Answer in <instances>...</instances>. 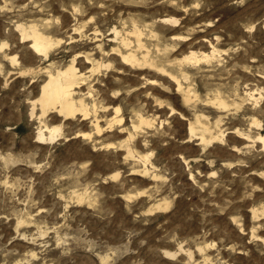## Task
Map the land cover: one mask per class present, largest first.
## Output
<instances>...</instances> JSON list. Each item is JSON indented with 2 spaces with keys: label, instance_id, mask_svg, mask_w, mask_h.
I'll list each match as a JSON object with an SVG mask.
<instances>
[{
  "label": "rangeland",
  "instance_id": "1",
  "mask_svg": "<svg viewBox=\"0 0 264 264\" xmlns=\"http://www.w3.org/2000/svg\"><path fill=\"white\" fill-rule=\"evenodd\" d=\"M33 24L59 44L48 58L17 27ZM119 51L146 55L156 67L123 66L112 54ZM191 51L211 61H184ZM87 54L112 67L89 74ZM75 57L87 73L76 98L91 117L42 116L39 104L31 117L47 70ZM162 69L193 92L191 102ZM216 97L228 109L214 105ZM139 114L151 125L140 126ZM199 123L218 139L193 136L190 125ZM58 125L57 139H38L40 129L48 135L45 126ZM257 136L264 0H0V264H264Z\"/></svg>",
  "mask_w": 264,
  "mask_h": 264
},
{
  "label": "bare ground",
  "instance_id": "2",
  "mask_svg": "<svg viewBox=\"0 0 264 264\" xmlns=\"http://www.w3.org/2000/svg\"><path fill=\"white\" fill-rule=\"evenodd\" d=\"M171 1V0H170ZM167 3V2H166ZM38 4V3H37ZM49 4V3H48ZM27 5V4H26ZM10 6V5H9ZM7 7V6H6ZM5 7V8H6ZM42 7V6H41ZM34 8V7H33ZM64 8V7H63ZM77 9V8H76ZM79 9V8H78ZM175 10V9H174ZM79 11V10H78ZM71 12V11H70ZM47 13V12H46ZM32 14V13H31ZM106 14V12H105ZM36 17V16H35ZM41 17V16H40ZM39 17V18H40ZM93 17V16H92ZM91 17V18H92ZM137 17V15H136ZM171 17V16H170ZM30 19V18H28ZM93 19V18H92ZM136 19V18H135ZM163 19V17H162ZM51 20V19H50ZM49 20V21H50ZM124 20V19H123ZM16 21V19H15ZM40 21V20H39ZM48 21V19L46 20ZM135 21V20H134ZM163 21H166V22H170V23H177L179 22L177 19H163ZM145 22V21H144ZM20 23V22H19ZM148 23V22H147ZM164 23V22H163ZM17 24V23H16ZM25 25V24H24ZM116 25V24H115ZM125 25V24H124ZM130 25V24H129ZM154 25V24H153ZM172 25V24H171ZM176 25V24H175ZM117 26V25H116ZM19 28V30L21 31L22 33V39L23 40H27L30 42V48L31 50L36 54V55H39V56H43L45 58H48L50 57V53L52 52V50L54 49V47L58 44V42H54V40L51 38V36H47L46 33H44V31H41L40 28L38 27V25H29L28 27H25L23 25H18L17 26ZM109 28V27H108ZM133 28V26H132ZM145 28V27H144ZM153 28V27H152ZM90 29V28H89ZM119 29V28H118ZM125 29V28H124ZM74 30V29H73ZM114 30V28H113ZM126 30V29H125ZM155 30V29H154ZM119 31V30H117ZM116 30L113 31V32H117ZM83 32V31H82ZM157 32V31H156ZM107 33V32H106ZM135 35H136V40L139 44V46L141 45V40H140V36L142 35L141 34V31H139L138 29L135 30ZM103 34V33H102ZM101 34V35H102ZM129 34V33H128ZM132 34V33H131ZM51 35V34H50ZM107 35V34H106ZM118 35V33H117ZM122 35H123V32H122ZM103 36V35H102ZM131 36V35H130ZM21 37V36H20ZM106 37V36H105ZM109 37V36H108ZM133 37V36H132ZM77 38V37H76ZM91 38V37H90ZM120 38V37H119ZM143 38V37H142ZM179 38H185L183 36L179 37ZM178 38V39H179ZM74 39V38H73ZM118 39V38H117ZM132 39V38H131ZM174 39V38H173ZM177 39V40H178ZM100 40V39H99ZM106 40V39H105ZM133 40V39H132ZM145 40V39H143ZM172 41V38L170 39ZM175 40V39H174ZM173 40V41H174ZM111 41V40H110ZM119 41V40H118ZM126 41V40H125ZM209 41V40H208ZM62 42V41H61ZM149 42V41H148ZM103 43V41H102ZM126 43V42H125ZM135 44V43H134ZM164 44V43H163ZM173 44V42H172ZM59 45V44H58ZM160 45V44H159ZM158 45V46H159ZM99 46V45H98ZM133 46V45H132ZM138 46V45H137ZM163 46V45H161ZM212 46V45H211ZM93 47V46H92ZM100 47V46H99ZM107 47V46H106ZM110 47V46H109ZM120 47V46H119ZM142 47V45H141ZM135 48V47H134ZM147 48V47H146ZM210 48V47H209ZM95 49V48H94ZM104 49V48H103ZM82 51V50H81ZM127 51V50H126ZM142 51V50H141ZM219 51V50H218ZM89 52V51H88ZM123 51H119L118 53H112V54H115L117 55V58H119V61L121 63V65H125V66H131V67H138V68H141L142 66H151V67H156L155 63L152 62L146 55H144L142 58L138 57L135 53L133 52H129V53H122ZM209 52V50H208ZM212 52V51H211ZM90 53V52H89ZM148 53V52H147ZM210 53V52H209ZM214 53V51H213ZM212 53V54H213ZM220 53V52H219ZM3 54V53H2ZM56 54V53H55ZM91 54V53H90ZM97 53H95L96 55ZM138 54V53H137ZM225 54V53H224ZM98 55V54H97ZM150 55V54H149ZM170 55V54H169ZM211 55V54H210ZM210 55L208 54H202V55H198L196 52H192L188 55H186L184 57V61H187V62H190L191 64L194 63H199V62H202V61H211L210 60ZM10 56V55H9ZM84 59H85V62L86 64L88 65H91V70H89V74L92 73L94 74L96 71L100 70L99 68L101 67H107L109 69V67H112L111 65L107 64V65H104L102 62H98V61H95V59L92 58V56L90 55H84ZM94 56V54H93ZM164 56V55H163ZM183 56V55H182ZM11 57V56H10ZM96 57V56H95ZM221 57V56H220ZM12 58V57H11ZM15 58V57H14ZM156 58V57H155ZM44 59V58H43ZM100 59V58H99ZM115 59V57H114ZM162 59V58H161ZM166 59V58H165ZM167 59H169L167 57ZM175 59V58H174ZM13 60V62L16 61V59H11ZM52 60V59H51ZM163 60V59H162ZM161 60V61H162ZM112 61V60H111ZM115 61V60H114ZM119 61H115V62H118ZM157 61V60H156ZM160 61V60H158ZM9 62V61H8ZM57 62V61H56ZM76 62H77V58H73L71 63L69 65H67L66 67L64 68H57L55 69V71H49V69L47 70V80L46 82L42 85V88H41V93H40V96L38 98H36V100L34 101L33 103V108H32V111H31V117L32 116H35V106L36 104H39L40 105V108H41V112H42V116H45L47 115L46 113H48L49 111L53 110L54 112L56 111V113H58L59 115H61L62 117H64L65 119L67 118H72V117H76L77 115H81V119H87L91 114L90 113H93L91 112L92 109H90L88 107V104L86 103L85 99H82V98H79L77 99L76 98V88L79 87L80 85V82L83 81L87 78L86 77V74L87 73H84V72H81L79 71L80 69L77 68L76 66ZM84 62V63H85ZM106 62V61H105ZM181 62V61H180ZM179 62V64H180ZM220 63V62H219ZM55 64V63H53ZM111 64V63H110ZM117 64V63H116ZM215 64V63H214ZM15 65V64H14ZM50 65V64H49ZM52 65V64H51ZM198 65V64H196ZM195 65V66H196ZM218 65V64H217ZM82 66V64H81ZM192 66V65H191ZM39 67V66H38ZM87 66H85L86 68ZM31 68V67H30ZM89 68V67H88ZM179 68V67H178ZM217 68V67H216ZM106 69V68H105ZM104 69V70H105ZM107 69V70H108ZM130 69V68H128ZM134 69V68H133ZM142 69V68H141ZM168 69V68H166ZM173 69V68H172ZM193 69V68H192ZM196 69V68H194ZM201 69V68H200ZM212 69V68H211ZM3 70V69H2ZM30 70V69H29ZM111 70V69H110ZM120 70V69H119ZM136 70V69H134ZM176 70V69H175ZM188 70V68H187ZM216 70V69H215ZM226 70V69H225ZM229 70V69H227ZM23 71V70H21ZM114 71V70H113ZM118 71V70H117ZM123 71V70H121ZM130 71V70H129ZM150 71V70H149ZM154 71V70H153ZM168 71V70H167ZM167 71L165 69H162V72L164 74L167 73ZM170 71V70H169ZM173 73H175L174 70H172ZM185 71V70H184ZM194 71V70H193ZM209 71V70H208ZM213 71V70H212ZM217 71V70H216ZM215 71V72H216ZM230 71V70H229ZM19 72V71H18ZM181 72V70H180ZM2 73V72H1ZM120 73V72H119ZM189 73V72H188ZM195 73V72H192V74ZM201 73V72H200ZM208 73V72H207ZM211 73V71H210ZM227 73V72H226ZM26 74V73H25ZM121 74V73H120ZM123 74V73H122ZM154 74V73H153ZM190 74V73H189ZM199 74V73H198ZM3 75V74H2ZM145 75V74H143ZM152 75V74H151ZM167 75V74H166ZM177 75V74H176ZM194 75V74H193ZM228 75V74H227ZM136 76V75H135ZM134 76V77H135ZM156 76V75H155ZM170 80L175 83L177 86H178V89H180L179 91H182L183 92V97H184V100L187 102H191L192 100V96L190 93H193V92H190L189 90H183L181 85L182 83L180 84L179 81H177L176 77L168 74L167 75ZM213 76V75H212ZM94 77V76H93ZM96 77V76H95ZM145 77V76H144ZM180 77V76H179ZM210 77V76H209ZM147 78V77H146ZM160 78V77H159ZM96 79V78H95ZM143 79V78H142ZM153 79V78H152ZM184 79V78H183ZM199 79V77H198ZM211 79V78H209ZM97 80V79H96ZM149 80V79H148ZM90 81V80H88ZM145 81V80H143ZM94 82V80H93ZM161 82V81H160ZM169 82V81H168ZM182 82V81H181ZM192 82V81H191ZM199 82V80H198ZM209 82V81H208ZM85 83V82H84ZM87 83V82H86ZM85 83V84H86ZM153 83V82H151ZM206 83H207V80H206ZM205 83V84H206ZM213 83V81H212ZM144 84V83H143ZM186 84V83H185ZM209 83H207L206 85L208 86ZM149 85V84H148ZM151 85V84H150ZM160 86H162V84H159ZM168 85V84H167ZM200 85V84H199ZM89 86V85H88ZM86 86V87H88ZM186 87V85H185ZM206 87V86H204ZM91 88V87H90ZM164 88V87H163ZM184 88V87H183ZM202 88V87H201ZM212 88V87H211ZM215 88V87H214ZM223 88H224V85H223ZM93 88H91L92 90ZM165 89V88H164ZM185 89V88H184ZM190 89V88H189ZM197 89V88H196ZM205 89V88H204ZM207 89V88H206ZM209 89V88H208ZM79 90V88H78ZM88 91H90L89 89H87ZM162 90V89H161ZM171 90V89H170ZM215 90V89H213ZM211 90V91H213ZM217 90V89H216ZM215 90V91H216ZM95 91V89H94ZM94 91H92L94 93ZM166 91V90H165ZM176 91V90H175ZM210 91V92H211ZM223 91V90H222ZM250 91V90H249ZM253 91V90H252ZM91 92V93H92ZM181 92V93H182ZM224 92V91H223ZM81 93V92H80ZM86 93V92H85ZM208 93V92H207ZM214 93V92H211V94ZM227 93V92H225ZM196 94V93H195ZM206 94V93H205ZM81 95V94H80ZM207 95V94H206ZM245 95V94H244ZM199 96V95H198ZM209 96V95H208ZM230 96V95H229ZM247 96V95H245ZM244 96V98H245ZM248 96H251V97H254V94H248ZM88 97V96H87ZM240 97V96H239ZM256 97V96H255ZM262 97V96H261ZM89 98V97H88ZM211 98V97H210ZM235 98V97H234ZM241 98V97H240ZM259 98V97H258ZM93 99V97H92ZM159 99V98H158ZM202 99V98H201ZM207 99V98H206ZM227 99V98H226ZM236 99V98H235ZM257 99V98H256ZM96 100V99H95ZM237 100V99H236ZM208 101V100H207ZM215 101L216 102H213L214 105H217L219 107H222V108H227L228 109V104L223 101V99L221 97H216L215 98ZM228 101V100H227ZM240 101V100H239ZM242 101V100H241ZM197 102V101H196ZM230 102V101H229ZM199 103V102H198ZM202 103V102H201ZM232 103V102H231ZM253 103V102H252ZM258 103V102H257ZM256 103V104H257ZM90 104V102H89ZM156 104V103H155ZM192 104V103H191ZM208 104V103H207ZM207 104H204V105H207ZM98 105V103H97ZM235 106V104H234ZM170 107V106H169ZM239 107V106H238ZM98 108V107H97ZM96 108V109H97ZM156 108V107H155ZM190 108V107H189ZM241 108V107H240ZM95 109V110H96ZM117 110V112L120 110L118 108H115ZM196 109V108H195ZM201 109V108H200ZM205 109V108H204ZM40 110V109H39ZM175 110V109H174ZM203 110V109H202ZM97 111V110H96ZM199 111V110H198ZM214 111V110H213ZM221 111V110H220ZM226 111V110H225ZM231 111V110H230ZM235 111V110H234ZM233 111V112H234ZM240 111V110H239ZM98 112V111H97ZM176 112V111H175ZM194 112V111H193ZM206 112V111H205ZM222 112H223V109H222ZM216 113V112H215ZM218 113V112H217ZM179 114V113H178ZM193 114V113H192ZM198 114V113H197ZM212 114V113H211ZM222 114V113H221ZM232 114V113H231ZM181 115V114H180ZM219 115V114H218ZM227 115V114H226ZM140 117V114L138 115ZM214 116V115H213ZM91 117V116H90ZM184 117V116H183ZM196 117H199V116H196ZM201 117V116H200ZM115 118V117H114ZM224 118V117H223ZM204 119V118H203ZM225 119V118H224ZM155 120V119H154ZM168 120V119H167ZM208 121V119H206ZM140 126L142 125H151V122L150 120H147L146 118L144 117H140ZM215 121V119H214ZM93 122V121H92ZM115 122V121H114ZM118 122V121H116ZM119 122H121V120H119ZM200 122V120H199ZM45 123V122H44ZM218 123V122H216ZM225 123V122H224ZM96 124V123H95ZM207 124V123H206ZM254 124L256 126H261V123L260 122H254ZM134 125V124H133ZM139 125V124H138ZM210 125V124H209ZM113 126V125H111ZM139 126V127H140ZM161 126V125H160ZM42 127V126H41ZM96 129H97V132L98 133H102L103 129L98 125L96 124ZM138 126H134V128H139ZM46 130H48V135L46 134V132H44L42 129H40L39 133H38V139L41 140V141H53L55 139H57V136H59L61 134V131H62V128L61 126H53V127H48V126H45ZM167 128V127H166ZM142 129V128H141ZM169 129V128H168ZM220 129V128H219ZM227 129V128H226ZM150 130V129H149ZM170 130V129H169ZM213 130V129H211ZM136 132V130H135ZM190 132L193 136H200V140L205 142V143H208V137H210L209 139L210 140H213V139H218V138H213L212 136L214 135L213 133L210 132V128L204 124H201L199 123V126L198 127H195L194 125H190ZM213 132V131H212ZM217 132V131H216ZM208 133H209V136H208ZM134 134V133H133ZM213 134V135H212ZM222 134V133H221ZM245 134V133H244ZM132 135V134H131ZM142 135V134H141ZM140 136V135H139ZM174 137V136H173ZM247 137V136H245ZM249 137V136H248ZM247 137V138H248ZM259 137V136H257ZM132 138V137H131ZM250 138V137H249ZM248 138V139H249ZM252 139V138H251ZM260 140L263 141V144H264V136H260L259 137ZM192 140V139H191ZM190 140V141H191ZM198 140V139H196ZM199 141V140H198ZM220 141V140H219ZM223 142V140L221 141ZM148 143V142H147ZM127 145V144H125ZM130 145V144H129ZM128 146V145H127ZM147 146V145H146ZM124 147V146H123ZM127 148V147H126ZM132 151V150H131ZM130 152V151H129ZM138 153V152H137ZM127 154V153H126ZM134 156V154H133ZM129 158V157H128ZM137 158V157H136ZM142 162V160H141ZM149 163V162H148ZM146 166V165H145ZM147 169V167H146ZM148 170V169H147ZM135 174V173H134ZM139 175V174H138ZM148 175V174H147ZM116 177V176H115ZM78 197V196H77ZM84 198V197H83ZM79 200V199H78ZM156 208V207H155ZM157 208H161V205L159 204V206ZM254 217H257V216H254ZM264 242V240H263ZM181 248V247H180ZM201 250H203V248H201ZM184 251V250H182ZM189 251V250H188ZM201 252V251H200ZM189 253V252H188ZM191 253V252H190ZM169 254V253H167ZM172 255V254H170ZM189 257V256H188ZM191 257V256H190ZM193 257V256H192ZM192 257L190 259H192ZM203 257V256H202ZM208 257V256H207ZM204 260V258H202ZM206 260V259H205Z\"/></svg>",
  "mask_w": 264,
  "mask_h": 264
}]
</instances>
